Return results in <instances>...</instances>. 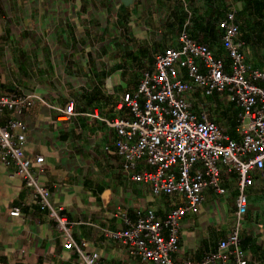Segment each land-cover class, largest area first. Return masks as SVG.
<instances>
[{
  "label": "crops",
  "instance_id": "0c3cea01",
  "mask_svg": "<svg viewBox=\"0 0 264 264\" xmlns=\"http://www.w3.org/2000/svg\"><path fill=\"white\" fill-rule=\"evenodd\" d=\"M253 17H243V0H0V94L28 96L21 113L4 111L2 123L25 125L23 151L36 165L38 179L54 205L74 222L72 235L98 264H151L130 255L108 235L155 210L159 219L181 205L177 195L155 196L130 181L115 153L116 132L90 116L129 118L120 97L136 90L154 59L178 46L186 28L192 40L228 61L218 22L231 10L240 27L238 40L254 68L264 70V0H255ZM249 20V23L248 21ZM194 109L212 113L216 124L239 140L238 108L225 93L189 95ZM72 102L75 115L62 111ZM147 169L141 162L137 170ZM0 162V264H83L64 248L54 223L40 213L22 177ZM226 194L203 192V202L181 223L175 262H199L231 231L237 194L234 177H221ZM14 207L19 216H11ZM247 264H264V171L256 172L247 191L241 228Z\"/></svg>",
  "mask_w": 264,
  "mask_h": 264
},
{
  "label": "built area",
  "instance_id": "2783aa9c",
  "mask_svg": "<svg viewBox=\"0 0 264 264\" xmlns=\"http://www.w3.org/2000/svg\"><path fill=\"white\" fill-rule=\"evenodd\" d=\"M218 27L228 61L192 40L183 28L178 46L157 54L153 71L143 72L136 90L121 95V105L128 109L129 118L100 117L97 111L90 114L116 132L115 153L130 181L149 187L155 196L177 195L181 199V205L163 219L149 208L132 222L125 210L123 221L127 227L108 233L123 243L130 255L144 262L247 264L241 228L247 213V191L254 184L255 173L264 171V70L246 61L234 10L225 14ZM197 91L206 97L226 94L238 108L239 140L219 127L209 110L194 109L189 95ZM30 105L28 96L0 94V116L4 111L21 113ZM74 115L69 102L62 116L67 120ZM25 129L18 119L0 121V162L22 177L36 209L54 223L64 248L76 253L83 264H98V255L85 251L75 241V223L67 218L63 207L53 204L49 188L38 179L35 168L44 163L43 157H25ZM141 162L147 169L137 170ZM223 175L234 177L237 191L231 231L201 261L175 262L172 254L178 250L182 220L201 205L205 189L226 194L221 183ZM20 213L19 207L10 211L11 216Z\"/></svg>",
  "mask_w": 264,
  "mask_h": 264
},
{
  "label": "trees",
  "instance_id": "16d2710c",
  "mask_svg": "<svg viewBox=\"0 0 264 264\" xmlns=\"http://www.w3.org/2000/svg\"><path fill=\"white\" fill-rule=\"evenodd\" d=\"M244 2V7L243 10L240 12L239 16L243 17L245 15V13H249L251 14L253 17L255 16V12L256 9L258 8L256 5V1L255 0H243ZM264 7V5H263ZM249 23V20H247Z\"/></svg>",
  "mask_w": 264,
  "mask_h": 264
}]
</instances>
